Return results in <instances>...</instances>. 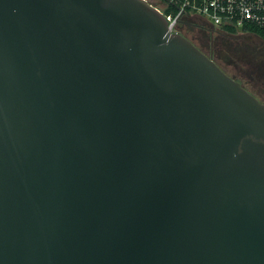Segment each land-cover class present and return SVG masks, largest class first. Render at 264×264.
<instances>
[{
	"label": "water",
	"instance_id": "obj_1",
	"mask_svg": "<svg viewBox=\"0 0 264 264\" xmlns=\"http://www.w3.org/2000/svg\"><path fill=\"white\" fill-rule=\"evenodd\" d=\"M0 264H264V104L142 0H0Z\"/></svg>",
	"mask_w": 264,
	"mask_h": 264
},
{
	"label": "built area",
	"instance_id": "obj_2",
	"mask_svg": "<svg viewBox=\"0 0 264 264\" xmlns=\"http://www.w3.org/2000/svg\"><path fill=\"white\" fill-rule=\"evenodd\" d=\"M161 14L171 33L185 22L200 19L219 29L245 25L264 29V0H142ZM243 34V33H242ZM247 34V33H245Z\"/></svg>",
	"mask_w": 264,
	"mask_h": 264
},
{
	"label": "rangeland",
	"instance_id": "obj_3",
	"mask_svg": "<svg viewBox=\"0 0 264 264\" xmlns=\"http://www.w3.org/2000/svg\"><path fill=\"white\" fill-rule=\"evenodd\" d=\"M177 32L189 39L181 26L177 27ZM211 36L218 38L214 40L213 47L219 58L214 60L221 69L264 104V42L242 33L229 35L218 32Z\"/></svg>",
	"mask_w": 264,
	"mask_h": 264
},
{
	"label": "flooded vegetation",
	"instance_id": "obj_4",
	"mask_svg": "<svg viewBox=\"0 0 264 264\" xmlns=\"http://www.w3.org/2000/svg\"><path fill=\"white\" fill-rule=\"evenodd\" d=\"M181 30H183V32L186 35L189 36V39L188 40L196 48H198L208 58H210L211 60H213L216 63V65H218V63L214 59L217 60L219 57L217 55L216 49L213 47L214 40H217L218 38L216 37L214 39V38H212L211 35H214V34H216L218 32H221L222 33L223 31L215 28L211 24H209L207 22H204V21H202L200 19H195V20H192V21H189V22H185L183 24V26H181ZM243 34L244 35H252V34H245V33H243ZM229 35H235V34H229ZM252 36H255V35H252ZM255 37H257V36H255ZM218 67H220V66L218 65Z\"/></svg>",
	"mask_w": 264,
	"mask_h": 264
},
{
	"label": "trees",
	"instance_id": "obj_5",
	"mask_svg": "<svg viewBox=\"0 0 264 264\" xmlns=\"http://www.w3.org/2000/svg\"><path fill=\"white\" fill-rule=\"evenodd\" d=\"M221 31L228 33V34H236L237 33V29L234 28L233 26H222L220 28ZM240 32L242 33H247V34H252L257 36L260 40H262L264 42V29H260L257 27H254L252 25H245L241 28ZM220 68V67H219ZM221 69V68H220ZM223 71V69H221ZM225 73V71H223ZM227 74V73H225ZM228 75V74H227ZM229 76V75H228ZM232 78V77H231ZM233 79V78H232ZM237 81V80H236ZM238 83H240L239 81H237Z\"/></svg>",
	"mask_w": 264,
	"mask_h": 264
}]
</instances>
